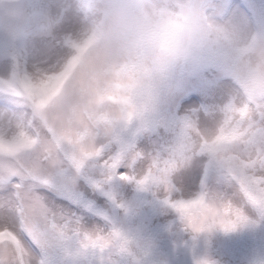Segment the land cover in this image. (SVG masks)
I'll return each mask as SVG.
<instances>
[{
	"label": "snow or ice",
	"instance_id": "obj_1",
	"mask_svg": "<svg viewBox=\"0 0 264 264\" xmlns=\"http://www.w3.org/2000/svg\"><path fill=\"white\" fill-rule=\"evenodd\" d=\"M72 26L64 22L55 32ZM60 54L55 45L37 44L27 67L14 57L10 74L0 78V264H88L97 254L93 264H111L103 259L107 250L125 253L119 231L81 223L95 214L83 207L85 185L109 200L112 180L150 188L193 234L233 231L246 222L249 205L264 212V92L241 86L208 126L185 124L169 146L141 150L144 114L114 125L107 137L86 129L63 134L47 122L39 111L43 98L28 84L34 72L53 78Z\"/></svg>",
	"mask_w": 264,
	"mask_h": 264
},
{
	"label": "clouds",
	"instance_id": "obj_2",
	"mask_svg": "<svg viewBox=\"0 0 264 264\" xmlns=\"http://www.w3.org/2000/svg\"><path fill=\"white\" fill-rule=\"evenodd\" d=\"M37 17L22 0H0V33L24 43ZM70 34L51 32L60 50L49 79L32 73L39 111L63 134L111 135L158 103L162 86L192 63L215 61L234 80L264 92V35L218 21L199 0H78Z\"/></svg>",
	"mask_w": 264,
	"mask_h": 264
},
{
	"label": "rangeland",
	"instance_id": "obj_3",
	"mask_svg": "<svg viewBox=\"0 0 264 264\" xmlns=\"http://www.w3.org/2000/svg\"><path fill=\"white\" fill-rule=\"evenodd\" d=\"M78 0H22L37 17L34 25L20 29L24 43L18 44L0 33V78L10 74L14 57L27 67L30 53L37 44H51L47 34L56 31L65 21L68 6ZM220 22L232 24L242 31L264 35V0H199ZM70 34V30L64 32ZM238 87L234 80L215 61L202 58L186 70L167 80L162 86L156 106L146 112L143 122L146 131L138 136L141 150L159 151L169 146L175 133L185 124L206 127L221 110L236 100ZM203 174V173H202ZM212 182V177H208ZM81 195L84 208L94 210L80 217L86 229H113L127 241V251L110 249L103 259L111 264H196L208 260L211 264H264V212L248 206L243 212L246 222L233 231L214 229L193 234L185 228L176 212L166 206L152 189L112 180L107 185L111 196L95 193L85 185ZM199 188V178L192 189ZM225 196L230 190L219 187ZM108 217L110 224L103 221ZM100 255L89 257L88 264L99 261Z\"/></svg>",
	"mask_w": 264,
	"mask_h": 264
}]
</instances>
